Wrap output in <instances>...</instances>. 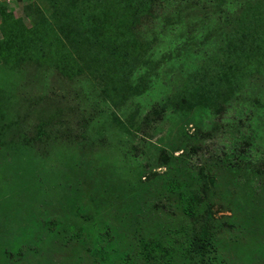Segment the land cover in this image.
<instances>
[{
    "label": "rangeland",
    "instance_id": "obj_1",
    "mask_svg": "<svg viewBox=\"0 0 264 264\" xmlns=\"http://www.w3.org/2000/svg\"><path fill=\"white\" fill-rule=\"evenodd\" d=\"M0 264H264V0H0Z\"/></svg>",
    "mask_w": 264,
    "mask_h": 264
},
{
    "label": "trees",
    "instance_id": "obj_2",
    "mask_svg": "<svg viewBox=\"0 0 264 264\" xmlns=\"http://www.w3.org/2000/svg\"><path fill=\"white\" fill-rule=\"evenodd\" d=\"M75 4H76V3H73L74 6H75ZM201 87L203 88V85H202V86L199 85V86L195 87V88H194L195 93H198V91L201 89ZM206 87H207V86L204 85V88H206Z\"/></svg>",
    "mask_w": 264,
    "mask_h": 264
}]
</instances>
